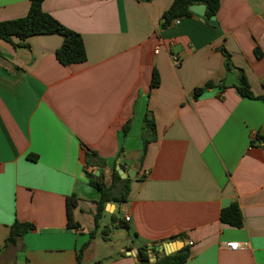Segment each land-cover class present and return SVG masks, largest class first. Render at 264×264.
I'll use <instances>...</instances> for the list:
<instances>
[{"label": "crops", "instance_id": "crops-1", "mask_svg": "<svg viewBox=\"0 0 264 264\" xmlns=\"http://www.w3.org/2000/svg\"><path fill=\"white\" fill-rule=\"evenodd\" d=\"M218 1L213 18L192 4L162 29L172 0H42L41 10L82 40L85 61L65 67L54 59L57 35L15 47L0 40V264H75L86 243L80 264H139L140 247L154 264V249L177 238L189 253L183 264H264V143L255 139L264 137V102L235 93L221 52L252 95H264V0ZM28 5L0 0V22ZM153 71L158 85L149 88ZM146 112L154 138L138 164ZM85 148L104 160L106 185L113 163L134 171L125 202L104 206L102 229L110 216L120 226L106 241L99 223L88 242L98 194L83 174ZM71 195L74 230L65 226ZM232 203L240 228L219 221ZM14 221L33 229L4 247ZM231 242L238 249L226 248Z\"/></svg>", "mask_w": 264, "mask_h": 264}, {"label": "trees", "instance_id": "trees-1", "mask_svg": "<svg viewBox=\"0 0 264 264\" xmlns=\"http://www.w3.org/2000/svg\"><path fill=\"white\" fill-rule=\"evenodd\" d=\"M42 0H29V5L25 15L18 19L6 20L0 22V40L12 43L11 40L15 39V46H25L24 41L32 36L39 35H57L61 37V45L54 52V59L60 66H69L72 64H80L85 61V52L82 40L80 36L72 32L63 26H61L51 16L44 13L41 10ZM192 4H201L204 7L205 19H211L215 16L219 1L218 0H172L169 7L162 13L160 19V28H167L170 23L179 18L189 16V7ZM223 59V68L225 72L236 73V85L234 86L235 93L240 98L245 99H258L264 102V95L260 97H254L249 89L248 83L243 72L240 69L233 67L230 62L229 56L221 50ZM254 54L258 57L259 54L254 50ZM158 85V78L155 71L152 72L149 88H154ZM211 87L210 83H207L202 88L194 89L192 98L196 99L204 88ZM141 141L142 148L138 159V164H141L146 150V145L149 140L154 138V124L151 116L148 112L144 114L141 123ZM129 129V123L126 122L121 129V134L124 137ZM255 139L264 143V137L255 135ZM121 154L119 149L118 157ZM34 159V157H31ZM105 162L99 158L96 153L87 148L83 152V174L86 179L87 185L94 189L98 194L97 201L94 202V211L92 214V230L88 233V242L94 238L96 231L99 228V220L104 214V206L106 204H121L125 202L128 191L130 179H120L117 172L112 165L111 177L109 185L103 182L102 168ZM122 169V167H119ZM97 171L98 175L94 176L93 172ZM76 199L74 195H71L65 201V217H66V229L74 230L78 229V224L72 221L71 209L75 207ZM219 221L222 224H226L230 227L240 228L242 226V216L235 203L230 204L228 207L223 208L219 212ZM109 227L117 229L120 228L118 221L115 217H109ZM115 224V225H114ZM109 227L100 231V237L102 240H107V234L110 231ZM32 225L28 223H21L14 221L8 231V235L4 240V247L8 245H14L24 234L32 230ZM88 243L82 245L77 251L75 257V264H80L82 251L85 249ZM189 253L186 247L181 248L179 251L163 256L155 252L154 264H183L188 258ZM136 259L139 264H148L147 249L140 247L137 249Z\"/></svg>", "mask_w": 264, "mask_h": 264}, {"label": "water", "instance_id": "water-1", "mask_svg": "<svg viewBox=\"0 0 264 264\" xmlns=\"http://www.w3.org/2000/svg\"><path fill=\"white\" fill-rule=\"evenodd\" d=\"M114 170L117 172L120 179H125V178L132 179L134 177V171L132 170H127L124 172L121 169H119L117 166L115 167ZM95 175H98L97 171L95 172ZM185 245L186 243L182 241L181 238H177L174 241H170V242H166V243H162L158 245L154 250L160 255L168 256V255H171L179 251ZM136 254H137V251H134V255Z\"/></svg>", "mask_w": 264, "mask_h": 264}, {"label": "built area", "instance_id": "built-area-1", "mask_svg": "<svg viewBox=\"0 0 264 264\" xmlns=\"http://www.w3.org/2000/svg\"><path fill=\"white\" fill-rule=\"evenodd\" d=\"M172 24H177V19L173 20L171 22ZM174 63H178L177 60L174 59ZM129 218L128 217H124V221L128 222ZM226 248H228L231 251H235L236 249H238V244L235 242H231V243H226Z\"/></svg>", "mask_w": 264, "mask_h": 264}, {"label": "rangeland", "instance_id": "rangeland-1", "mask_svg": "<svg viewBox=\"0 0 264 264\" xmlns=\"http://www.w3.org/2000/svg\"><path fill=\"white\" fill-rule=\"evenodd\" d=\"M130 139V141H131V138H129ZM99 223H100V229L98 230V232L102 229V227H103V224L105 223V220L102 218L100 221H99ZM97 232V233H98Z\"/></svg>", "mask_w": 264, "mask_h": 264}]
</instances>
